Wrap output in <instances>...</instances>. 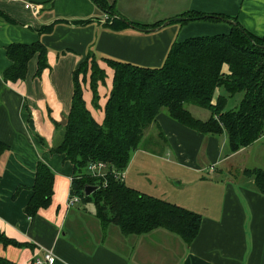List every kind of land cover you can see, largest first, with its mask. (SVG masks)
<instances>
[{
    "label": "crops",
    "instance_id": "obj_1",
    "mask_svg": "<svg viewBox=\"0 0 264 264\" xmlns=\"http://www.w3.org/2000/svg\"><path fill=\"white\" fill-rule=\"evenodd\" d=\"M25 1L37 5V12L21 1L0 0V141L9 147L0 157V230L12 240L1 246L2 255L14 264H35V257L45 251L56 255L54 264H264V194L252 178L231 174L246 169L233 163L237 155L260 143L261 155L264 137L232 152L227 132L203 134L172 118L166 109L150 125L131 155L124 180L200 213L201 226L190 244L164 228L124 235L119 226L110 224L104 231L94 203L81 201L68 207L74 168L63 155L52 152L68 120L74 72L88 52L107 73L98 86V100L90 74L82 83L88 108L102 121L114 75L104 58L160 67L176 40L228 34L233 24L222 18L177 20L155 31L131 27L115 31L107 26L112 16L93 0ZM107 2L117 14L142 25L198 11L237 21L253 35L264 37V0ZM85 19L91 22L76 24ZM38 42L47 48L48 66L39 73L36 54L24 78L6 80L4 73L13 63L7 47ZM235 96L237 107L244 94ZM189 109L202 120L211 115L198 106ZM40 161L55 174L54 191L49 204L30 216L26 207Z\"/></svg>",
    "mask_w": 264,
    "mask_h": 264
},
{
    "label": "trees",
    "instance_id": "obj_2",
    "mask_svg": "<svg viewBox=\"0 0 264 264\" xmlns=\"http://www.w3.org/2000/svg\"><path fill=\"white\" fill-rule=\"evenodd\" d=\"M93 1L112 16L107 26L115 31L131 26L155 28L163 23H135L117 14L114 5L107 0ZM206 15L190 11L181 14L179 22L221 19ZM87 22L91 19L78 20L76 24ZM7 51L13 62L4 73L8 81L24 78L28 62L36 54L39 56L38 72L48 66L47 48L42 43H14L7 47ZM90 56L93 58L91 65L87 61ZM104 60L113 68L114 75L103 120H97L88 108L82 83L90 74L94 99L98 100L97 89L100 83L105 82L107 73L96 56L88 52L74 72L68 120L62 136L52 148L53 153L63 155L73 165L70 191L80 196L82 202L93 201L104 231L110 224L119 226L124 235H142L164 228L190 244L196 239L201 226L200 213L133 188L117 173L127 169L132 153L139 147L150 125L157 121L162 109H166L178 122L203 134L227 132L232 152L249 147L262 137L264 37L253 35L236 21L228 34L176 40L160 67L140 66L111 58ZM238 93L244 94L241 103L236 108L227 109L229 98ZM191 106L208 109L210 117L207 120L196 118L189 109ZM8 149V145L0 141V157ZM94 161H102L108 166L103 177L88 173V164ZM240 173L252 178L257 191L264 194L263 168L231 171L237 177ZM54 178L52 169L40 161L33 195L26 207L28 215L34 216L40 208L49 204L54 191ZM87 184L99 185V188L85 195ZM10 242L12 240L0 230V249ZM0 264L14 262L2 255L0 250Z\"/></svg>",
    "mask_w": 264,
    "mask_h": 264
},
{
    "label": "built area",
    "instance_id": "obj_3",
    "mask_svg": "<svg viewBox=\"0 0 264 264\" xmlns=\"http://www.w3.org/2000/svg\"><path fill=\"white\" fill-rule=\"evenodd\" d=\"M8 1H21L25 3V8L26 9H31L34 10V12H37V5L31 3V2H26L25 0H8ZM213 169V167H211ZM108 170V166L102 162V161H94L90 162L87 167L88 173H90L92 176L96 177H103ZM104 171H106L104 173ZM123 172L117 173L118 176H121V180L125 179ZM82 198L76 194L69 193V197L67 200V206L72 207L76 205L77 203L81 202ZM57 260L56 255L52 251H45L41 255H38L35 257V264H54Z\"/></svg>",
    "mask_w": 264,
    "mask_h": 264
},
{
    "label": "rangeland",
    "instance_id": "obj_4",
    "mask_svg": "<svg viewBox=\"0 0 264 264\" xmlns=\"http://www.w3.org/2000/svg\"><path fill=\"white\" fill-rule=\"evenodd\" d=\"M87 61H88V64L91 65V62H93V58L90 56ZM237 101H238V99H237L236 96L229 98V101H228V104H227V109H232V108L236 107ZM202 111H204V112H206L208 114H211L208 109L203 108ZM262 137H264V134L262 135ZM263 140H264V138L261 139V141H263ZM253 146L254 147H253L252 150L249 149L248 151H245V152L237 155L233 159V163H235L237 166L239 165V167L243 168V169L244 168H254V167H262V168H264L263 167V165H264V147H261V150H260L261 155H260L258 153V149L257 148L259 146H263V145H261V143H260V144L253 145ZM226 150H229V149L226 147ZM105 172L106 171H104V173ZM193 188L194 187H191V190H194ZM87 202L88 201L85 200L83 203L85 204ZM91 202L93 203V201H91Z\"/></svg>",
    "mask_w": 264,
    "mask_h": 264
},
{
    "label": "water",
    "instance_id": "obj_5",
    "mask_svg": "<svg viewBox=\"0 0 264 264\" xmlns=\"http://www.w3.org/2000/svg\"><path fill=\"white\" fill-rule=\"evenodd\" d=\"M214 15H206V17H213ZM217 17H221L222 19H226L228 22L232 23V24H236V22L234 20H230V19H227V18H224L222 16H217ZM182 18L181 17H176V18H173V19H169V20H166L165 22H163L160 26L158 27H155V28H146V29H142V28H135L134 26H131V28H134L136 30H139V31H155L157 29H160L166 25H168L170 22L172 21H177V20H181ZM99 188V185H93V184H87L84 188V193L85 195H90L92 194L94 191H96L97 189Z\"/></svg>",
    "mask_w": 264,
    "mask_h": 264
}]
</instances>
